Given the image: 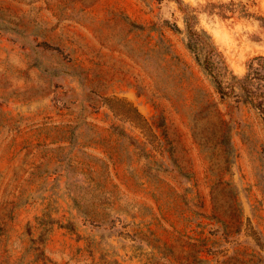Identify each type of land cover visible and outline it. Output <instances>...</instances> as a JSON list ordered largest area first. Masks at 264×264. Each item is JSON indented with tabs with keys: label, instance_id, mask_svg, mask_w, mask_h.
Returning a JSON list of instances; mask_svg holds the SVG:
<instances>
[{
	"label": "rangeland",
	"instance_id": "obj_1",
	"mask_svg": "<svg viewBox=\"0 0 264 264\" xmlns=\"http://www.w3.org/2000/svg\"><path fill=\"white\" fill-rule=\"evenodd\" d=\"M183 1L229 78L264 56V0ZM235 95L175 0H0V264H264V115Z\"/></svg>",
	"mask_w": 264,
	"mask_h": 264
},
{
	"label": "trees",
	"instance_id": "obj_2",
	"mask_svg": "<svg viewBox=\"0 0 264 264\" xmlns=\"http://www.w3.org/2000/svg\"><path fill=\"white\" fill-rule=\"evenodd\" d=\"M175 1L185 14L187 47L195 55L198 64L213 78L219 94L223 98L235 97L238 90L244 104L252 106L264 115V56L251 59L247 64L246 73L241 78H229L226 62L214 45L212 37L203 29H196L197 16L183 0ZM228 79L231 81L226 84Z\"/></svg>",
	"mask_w": 264,
	"mask_h": 264
}]
</instances>
